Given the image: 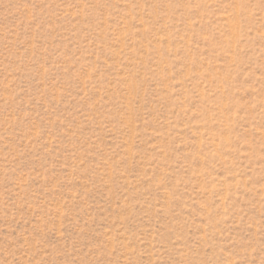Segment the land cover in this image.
I'll use <instances>...</instances> for the list:
<instances>
[{
    "label": "rangeland",
    "instance_id": "374dc122",
    "mask_svg": "<svg viewBox=\"0 0 264 264\" xmlns=\"http://www.w3.org/2000/svg\"><path fill=\"white\" fill-rule=\"evenodd\" d=\"M0 264H264V0H0Z\"/></svg>",
    "mask_w": 264,
    "mask_h": 264
}]
</instances>
